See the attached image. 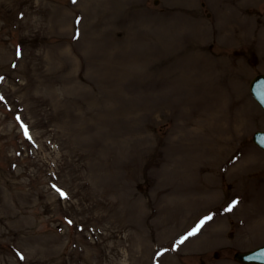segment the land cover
I'll return each instance as SVG.
<instances>
[{
    "label": "rangeland",
    "instance_id": "rangeland-1",
    "mask_svg": "<svg viewBox=\"0 0 264 264\" xmlns=\"http://www.w3.org/2000/svg\"><path fill=\"white\" fill-rule=\"evenodd\" d=\"M263 72L264 0H0V264H241Z\"/></svg>",
    "mask_w": 264,
    "mask_h": 264
},
{
    "label": "water",
    "instance_id": "water-1",
    "mask_svg": "<svg viewBox=\"0 0 264 264\" xmlns=\"http://www.w3.org/2000/svg\"><path fill=\"white\" fill-rule=\"evenodd\" d=\"M251 92L264 107V74H260L253 79ZM254 141L264 149V131H257L254 134ZM235 258L245 264H264V245L251 251H238ZM201 264H204V262Z\"/></svg>",
    "mask_w": 264,
    "mask_h": 264
}]
</instances>
